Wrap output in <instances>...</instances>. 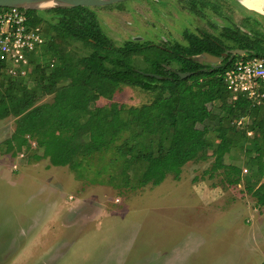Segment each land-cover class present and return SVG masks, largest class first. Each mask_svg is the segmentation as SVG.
<instances>
[{
    "label": "rangeland",
    "instance_id": "1",
    "mask_svg": "<svg viewBox=\"0 0 264 264\" xmlns=\"http://www.w3.org/2000/svg\"><path fill=\"white\" fill-rule=\"evenodd\" d=\"M199 1L203 3L196 2L197 10L182 0H133L92 10L117 47L128 41L159 47L187 45L185 34L219 38L225 27L239 28L253 38L264 37V16L238 0ZM53 10L39 12L55 24ZM52 36L48 33L47 38ZM56 42L62 55L65 46ZM46 46L45 39L30 59L29 90L34 106L51 103L54 97L47 87L34 82L32 75V60L38 69L54 64ZM80 46L74 44L68 51L81 56L84 51ZM244 58L247 54L236 61ZM138 66L150 70L144 63ZM154 97L153 92L121 86L111 100L93 99L85 113L112 103L139 108ZM263 103L258 105V115L242 118L240 129L244 127L251 135L264 118ZM14 129V117L0 119V264H264V207L256 205L244 184L228 188L218 205L221 208L201 206L198 197L189 193L201 177L208 187L221 182L220 175L209 178L203 174L213 159L185 164L178 179L168 175L160 187L147 185L129 191L111 186L107 176L95 179L94 165L79 179L68 166L54 167L48 159L34 161L35 154L41 155L34 142L29 148L15 145L8 151L6 141ZM206 133L209 140L218 142ZM248 141H241L244 152L235 148L232 159H226V163L241 167L245 180L252 174L246 154L251 148ZM96 162L105 164L100 159ZM220 232L222 239L213 240ZM190 248L193 254L185 258Z\"/></svg>",
    "mask_w": 264,
    "mask_h": 264
},
{
    "label": "trees",
    "instance_id": "2",
    "mask_svg": "<svg viewBox=\"0 0 264 264\" xmlns=\"http://www.w3.org/2000/svg\"><path fill=\"white\" fill-rule=\"evenodd\" d=\"M182 1L193 10L196 2L203 3ZM92 9H55L51 11L55 24L44 19V13L24 11L28 23L44 32L45 52L56 60L39 69L35 60L31 62L34 82L54 97L51 103L34 106L30 77L7 75L0 60V119L15 118L7 150L15 145L29 148L34 142L35 151L41 153L33 156L34 161L48 159L54 167L68 166L79 179L94 165L95 179L107 176L111 186L129 191L158 186L168 175L178 179L185 164L213 159L205 175H220L221 183L229 187L243 183L256 205L264 207V118L250 136L236 124L250 113L258 115L261 106L251 107L242 98L230 102L222 82L223 72L239 57L232 51L264 59V37L225 27L219 38L185 34L187 45L128 41L117 47ZM48 33L53 36L47 38ZM56 41L65 46L62 55ZM74 44L81 45V56L68 51ZM204 53L221 58L220 65L212 69L200 64ZM141 63L150 70H141ZM178 73L190 76L181 79ZM121 86L153 92L154 100L139 108L112 103L85 113L93 99L111 100ZM214 104L219 105L216 110L211 108ZM202 127L214 135L216 144ZM242 140L251 144L246 154L252 174L246 180L240 166L226 163L235 148L244 152ZM98 159L105 164H94Z\"/></svg>",
    "mask_w": 264,
    "mask_h": 264
},
{
    "label": "built area",
    "instance_id": "3",
    "mask_svg": "<svg viewBox=\"0 0 264 264\" xmlns=\"http://www.w3.org/2000/svg\"><path fill=\"white\" fill-rule=\"evenodd\" d=\"M24 11L0 8V60L13 78L28 75L30 59L44 46L46 38L39 27L28 23ZM222 82L230 102L242 98L251 107L260 105L264 99V59L248 57L234 62L223 72ZM242 120L236 122L237 126L243 124Z\"/></svg>",
    "mask_w": 264,
    "mask_h": 264
},
{
    "label": "water",
    "instance_id": "4",
    "mask_svg": "<svg viewBox=\"0 0 264 264\" xmlns=\"http://www.w3.org/2000/svg\"><path fill=\"white\" fill-rule=\"evenodd\" d=\"M128 1L133 0H0V8H17L21 10H34L39 11L38 8H36V5L47 3V2H53L52 6L46 8H55V9H73L78 7H85V8H102V7H108ZM239 3L242 5L241 1L238 0ZM45 9V10H46ZM231 54L234 55H245L247 52L245 51H232ZM221 58L212 56L210 54L204 53L199 59L200 64L209 63L212 66L216 63L221 62ZM148 77H155L160 78L156 75L151 74H145ZM181 79L187 78L190 76V73H178Z\"/></svg>",
    "mask_w": 264,
    "mask_h": 264
},
{
    "label": "crops",
    "instance_id": "5",
    "mask_svg": "<svg viewBox=\"0 0 264 264\" xmlns=\"http://www.w3.org/2000/svg\"><path fill=\"white\" fill-rule=\"evenodd\" d=\"M206 171V170H205ZM204 171V172H205ZM203 172V174H204ZM205 175V174H204ZM208 179V178H207ZM202 180H205V177H201V181L198 184H194V186H192L190 188V194H192V192L194 193V195H196L198 197V201L201 203V206H209V207H220L218 206L222 199L224 198L228 188L235 189V187H240L241 185H237V186H225L223 185L221 182L219 184H212V186H206L204 183H202ZM243 184V183H242ZM163 185V184H161ZM160 187V185H158ZM157 187V186H155ZM225 190V191H224ZM221 208V207H220ZM224 208V207H223ZM193 210V209H192ZM224 210H222L220 213L222 214ZM192 236V235H191ZM190 236V237H191ZM195 237H197L196 235H194ZM223 234L222 232H220L219 237L218 234L216 233L213 236V240L217 241L219 239H222ZM199 238V237H198ZM196 241L197 239L194 238ZM200 239V238H199ZM195 241V245L197 244ZM165 244V243H164ZM194 245V246H195ZM188 246V245H187ZM197 250V249H196ZM177 255V253H174ZM193 252H191V248H190V253L186 254L185 258H188V256L192 255ZM175 255V256H176ZM174 256V255H173ZM173 262V264L175 263V261H170V263Z\"/></svg>",
    "mask_w": 264,
    "mask_h": 264
},
{
    "label": "bare ground",
    "instance_id": "6",
    "mask_svg": "<svg viewBox=\"0 0 264 264\" xmlns=\"http://www.w3.org/2000/svg\"><path fill=\"white\" fill-rule=\"evenodd\" d=\"M242 5L248 9L254 10L257 13L264 16V0H240ZM53 2H47L43 4L36 5L35 7L39 9V11H43L46 8L52 6Z\"/></svg>",
    "mask_w": 264,
    "mask_h": 264
},
{
    "label": "flooded vegetation",
    "instance_id": "7",
    "mask_svg": "<svg viewBox=\"0 0 264 264\" xmlns=\"http://www.w3.org/2000/svg\"><path fill=\"white\" fill-rule=\"evenodd\" d=\"M246 52V51H245ZM227 53V52H226ZM225 55V54H224ZM221 63V62H220ZM220 63H216V64H214L213 66L211 65V64H209V63H204L203 65H206V66H210L212 69L214 68V67H218L219 65H220Z\"/></svg>",
    "mask_w": 264,
    "mask_h": 264
}]
</instances>
